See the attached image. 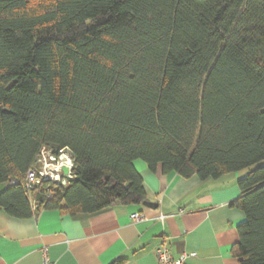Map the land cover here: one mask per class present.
<instances>
[{
	"label": "trees",
	"instance_id": "trees-1",
	"mask_svg": "<svg viewBox=\"0 0 264 264\" xmlns=\"http://www.w3.org/2000/svg\"><path fill=\"white\" fill-rule=\"evenodd\" d=\"M47 151H69L71 180L27 190ZM139 160L202 181L246 171L232 255L264 264V0H0V209L142 205Z\"/></svg>",
	"mask_w": 264,
	"mask_h": 264
},
{
	"label": "crops",
	"instance_id": "crops-1",
	"mask_svg": "<svg viewBox=\"0 0 264 264\" xmlns=\"http://www.w3.org/2000/svg\"><path fill=\"white\" fill-rule=\"evenodd\" d=\"M133 165L157 209L119 204L94 215L42 211L29 219L0 209V264H44L45 256L56 264H159L161 246L174 260L196 254L187 264H240L232 249L246 216L231 204L246 171L202 181L163 174L161 167L151 172L140 160ZM134 214L147 219L135 222Z\"/></svg>",
	"mask_w": 264,
	"mask_h": 264
},
{
	"label": "built area",
	"instance_id": "built-area-1",
	"mask_svg": "<svg viewBox=\"0 0 264 264\" xmlns=\"http://www.w3.org/2000/svg\"><path fill=\"white\" fill-rule=\"evenodd\" d=\"M63 167H66L70 171V177L72 178V171L74 167V161L69 151H62L57 157L53 156L51 152H43L38 161V166L31 169L27 173L26 177V189L33 190L37 185L39 179L46 181L56 182L63 186H66L70 179H66L62 176ZM18 184V182H12ZM135 222H142L147 219L144 214H134L132 216ZM155 254L158 258L159 264H187L188 258L195 257L196 254L185 253L178 260H174L173 256L169 253V250L165 246H161L156 249ZM44 264H56L48 261L45 256Z\"/></svg>",
	"mask_w": 264,
	"mask_h": 264
},
{
	"label": "water",
	"instance_id": "water-1",
	"mask_svg": "<svg viewBox=\"0 0 264 264\" xmlns=\"http://www.w3.org/2000/svg\"><path fill=\"white\" fill-rule=\"evenodd\" d=\"M70 171L68 168L66 167H63V170H62V176L66 179H70L71 180V177H70ZM120 202H116V205H119ZM143 206L146 207V208H149V209H157L158 205L157 204H154V203H151V202H145L143 203Z\"/></svg>",
	"mask_w": 264,
	"mask_h": 264
}]
</instances>
